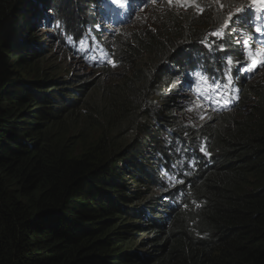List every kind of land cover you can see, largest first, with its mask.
Here are the masks:
<instances>
[{
  "label": "trees",
  "instance_id": "trees-1",
  "mask_svg": "<svg viewBox=\"0 0 264 264\" xmlns=\"http://www.w3.org/2000/svg\"><path fill=\"white\" fill-rule=\"evenodd\" d=\"M97 2L0 0V264H264V84L227 67L234 36L188 13L107 45ZM42 28L129 76L59 78ZM207 72L228 112L185 126L168 90Z\"/></svg>",
  "mask_w": 264,
  "mask_h": 264
},
{
  "label": "rangeland",
  "instance_id": "rangeland-1",
  "mask_svg": "<svg viewBox=\"0 0 264 264\" xmlns=\"http://www.w3.org/2000/svg\"><path fill=\"white\" fill-rule=\"evenodd\" d=\"M261 4H264V0H195L193 6L181 7L175 2V0H173V3L171 4L169 3V0H159L157 4L153 6L154 8H150V6L146 5L139 14L132 18H136V20L132 26L129 23V28H131V30L128 31L126 35L135 34L137 36H142L146 32H151L156 35V33L158 34L167 31L172 24V20L178 21L179 19H186L188 13L190 17L193 16L196 21L201 23H205L202 19L208 20L216 17L219 22L215 26L217 27L215 31L222 32L223 35L228 38L231 35L234 36L233 45L228 52V58L232 61L229 65L232 66L233 69L236 68L239 71L243 70V72L244 69H247L249 75H251L249 80H252L253 77H255L256 79H259L260 83L264 84V56L261 55L264 52L254 44V36L252 35L254 31L251 24H249L251 15L249 17L243 16L246 8H250L254 11L258 8L259 13L263 12L264 8L261 7ZM237 9H239V11ZM220 14L223 18L220 17ZM229 16H231V20L228 19ZM241 17L244 19L242 22L240 21ZM226 23L228 25L227 28L224 27ZM126 27H128V25ZM94 31L100 35L98 40L107 45L108 43L106 41L108 37L110 35H116V32H107V25H96L94 26ZM41 33H43V30H41ZM42 40L44 42L46 41L43 36ZM48 46L51 47L50 45ZM68 46H71V43H69ZM52 47L51 56L55 55V57L53 58L52 63L50 60L47 61V67H50V64L55 65V71H58L59 78H62L63 76L85 74L90 79H96L99 84L107 80L106 84L112 82L115 83L118 88L120 83L130 74L129 71H127L129 70L128 68L112 69L108 75H105L101 70L90 69L85 64L80 53L77 52L79 48L75 49L74 47H67L66 42H63L60 46ZM195 76L194 79H188L191 84L195 83ZM215 76L216 73H214L208 80L213 78L221 79L220 76ZM215 85L216 83L211 84V86L203 84L200 86L197 94H195L193 86H190V84L183 81V79H178L173 82V90L178 93L177 103L181 105L186 118H189L192 121H204L211 117V113L213 112L206 108L205 102L208 99L221 102V98L214 99L215 94L219 92L225 93V88L219 89L218 91L214 90L216 88ZM176 87H180V89L177 90ZM109 92V98L114 97L116 94L118 95L114 85L109 88ZM220 96L222 97V95ZM111 128L114 129L115 126H112ZM98 134L99 133L94 134V138L89 139L90 145L94 144Z\"/></svg>",
  "mask_w": 264,
  "mask_h": 264
},
{
  "label": "clouds",
  "instance_id": "clouds-1",
  "mask_svg": "<svg viewBox=\"0 0 264 264\" xmlns=\"http://www.w3.org/2000/svg\"><path fill=\"white\" fill-rule=\"evenodd\" d=\"M261 34L259 33L258 34V36H260ZM258 41H259V39H254V44H255V46L257 47V48H259V49H261V50H263V52H264V44L262 45V46H260V45H258ZM231 69H233V67L231 66ZM233 70H237V69H233ZM214 73H216V72H207V73H205L204 75H203V77L204 76H206V77H208V79L214 74ZM216 77V76H215ZM207 79V81H209V83L210 84H213V83H218L219 81L218 80H220V79H218V78H213V79H211V80H208ZM170 91H174V90H168V93H170ZM171 94V93H170ZM199 94V93H198ZM226 95H228V93L227 92H225L223 95H222V97L224 98V96H226ZM175 96V97H174ZM174 96H172L171 97V99H172V101H174L175 102V107H176V110H175V117H177V118H179V120L180 121H182V123L185 125V126H190V127H201V125L199 124V123H202L203 121H199V120H196V121H192V120H190L189 118H186L185 117V113H184V111H183V109H182V107H181V105H179L178 103H177V97H178V95H174ZM214 99H216V98H214ZM202 103V102H201ZM203 104V103H202ZM204 105V104H203ZM205 105H206V108L209 110V111H211V112H215V111H224V113H226V112H228V109H229V107L228 108H226V107H224V106H222V104H220V102H216L215 100H210V99H208L206 102H205ZM145 109V107L144 106H142V108H141V110H140V113L143 111ZM210 113V112H209ZM205 121V120H204Z\"/></svg>",
  "mask_w": 264,
  "mask_h": 264
},
{
  "label": "snow or ice",
  "instance_id": "snow-or-ice-1",
  "mask_svg": "<svg viewBox=\"0 0 264 264\" xmlns=\"http://www.w3.org/2000/svg\"><path fill=\"white\" fill-rule=\"evenodd\" d=\"M175 2L177 4H179V6H181V7H191V6H193L195 0H175ZM169 3L170 4L173 3V0H169ZM261 7L264 8V4H261ZM237 10L239 11V9H237ZM228 19L231 20V16H229ZM224 27L225 28L228 27L227 23L224 25ZM212 35L215 36V37H218V38H222L223 37V33L222 32H213ZM261 55L264 56V53H262ZM228 63L229 64L232 63L231 59H229ZM113 66H115L114 62H113ZM229 80H231V77H229ZM217 87H219V86H217Z\"/></svg>",
  "mask_w": 264,
  "mask_h": 264
},
{
  "label": "bare ground",
  "instance_id": "bare-ground-1",
  "mask_svg": "<svg viewBox=\"0 0 264 264\" xmlns=\"http://www.w3.org/2000/svg\"><path fill=\"white\" fill-rule=\"evenodd\" d=\"M102 1V0H101ZM99 3H101V2H97V3H95L96 5H98ZM90 18H92V17H90ZM89 18V19H90ZM96 21V20H95ZM95 21H93V22H95ZM92 22V21H91ZM254 23H256V21H254V22H250L249 24H251V25H253ZM41 30H43V33H41ZM39 32H38V35H39V37H41V41H40V45H41V47H42V49H44V48H50L48 45H50L51 47L52 46H60L58 43H55V45L53 44V40L52 39H50V38H44V34H45V32H47V33H49V29H47V28H42ZM82 30V29H81ZM81 30H80V32H81ZM61 35H63V32H61ZM42 36H43V38L46 40L45 42L42 40ZM47 44V45H46ZM53 44V45H52ZM52 49H53V47L51 48V52H52ZM203 54H204V52H203ZM206 55V54H205ZM203 57H204V55H203ZM203 60V59H202ZM119 62V61H118ZM199 63V62H198ZM197 63V64H198ZM119 64V63H118ZM203 64V63H202ZM208 71V70H207ZM206 72V71H205Z\"/></svg>",
  "mask_w": 264,
  "mask_h": 264
}]
</instances>
